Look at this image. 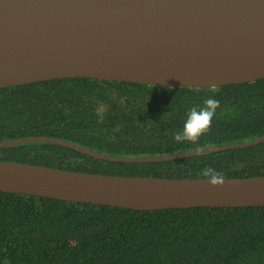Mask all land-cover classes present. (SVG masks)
I'll list each match as a JSON object with an SVG mask.
<instances>
[{
    "label": "trees",
    "instance_id": "1",
    "mask_svg": "<svg viewBox=\"0 0 264 264\" xmlns=\"http://www.w3.org/2000/svg\"><path fill=\"white\" fill-rule=\"evenodd\" d=\"M220 101L210 133L177 143L189 110ZM264 134V78L218 88L60 79L0 90V142L48 136L121 159L233 144ZM1 161L164 179L264 176L256 146L159 163L98 160L52 143L0 149ZM0 264H264V207L133 211L0 192Z\"/></svg>",
    "mask_w": 264,
    "mask_h": 264
},
{
    "label": "water",
    "instance_id": "2",
    "mask_svg": "<svg viewBox=\"0 0 264 264\" xmlns=\"http://www.w3.org/2000/svg\"><path fill=\"white\" fill-rule=\"evenodd\" d=\"M218 88L264 78V0H0V90L60 79ZM253 142L142 159L110 157L48 136L0 149L52 143L120 163H159ZM0 192L159 211L264 207V176L164 179L68 171L0 160Z\"/></svg>",
    "mask_w": 264,
    "mask_h": 264
},
{
    "label": "clouds",
    "instance_id": "3",
    "mask_svg": "<svg viewBox=\"0 0 264 264\" xmlns=\"http://www.w3.org/2000/svg\"><path fill=\"white\" fill-rule=\"evenodd\" d=\"M220 108V101L215 98H208L204 101L202 108L193 107L189 110L184 127L181 131L174 134V140L177 143L185 141L192 144H198L200 138L212 130L213 120L217 109ZM201 175L208 179L211 186H223L224 176L216 169L207 167L202 169Z\"/></svg>",
    "mask_w": 264,
    "mask_h": 264
}]
</instances>
